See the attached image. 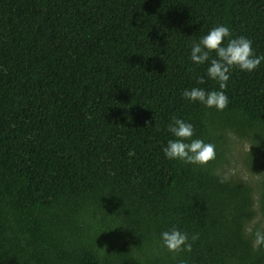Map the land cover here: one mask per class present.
<instances>
[{
	"label": "trees",
	"instance_id": "obj_1",
	"mask_svg": "<svg viewBox=\"0 0 264 264\" xmlns=\"http://www.w3.org/2000/svg\"><path fill=\"white\" fill-rule=\"evenodd\" d=\"M218 24L264 55V0H0V264H264V61L223 110L182 97L218 88L189 58ZM174 117L213 160L164 157Z\"/></svg>",
	"mask_w": 264,
	"mask_h": 264
},
{
	"label": "clouds",
	"instance_id": "obj_2",
	"mask_svg": "<svg viewBox=\"0 0 264 264\" xmlns=\"http://www.w3.org/2000/svg\"><path fill=\"white\" fill-rule=\"evenodd\" d=\"M211 53H214V57L210 55ZM189 58L194 65H204L207 62L205 75L215 81L218 88L213 90L201 87L186 88L182 92V97L189 102H196L205 108H215L218 111L223 110L229 103V98L223 90L229 81L230 71L236 68L251 73L264 61V55L255 54L250 39L245 36H233L225 24L212 27L207 34L194 41ZM196 83L203 84L204 77L198 76ZM167 131L173 139L167 140L161 149L165 158L190 165H205L215 158V146L212 143L193 138L191 123L174 117L167 125ZM245 232L252 235L253 247L264 249V227H257L253 231L249 226ZM196 239L197 233L189 235L176 227L160 233V243L170 252L191 251V242Z\"/></svg>",
	"mask_w": 264,
	"mask_h": 264
},
{
	"label": "rangeland",
	"instance_id": "obj_3",
	"mask_svg": "<svg viewBox=\"0 0 264 264\" xmlns=\"http://www.w3.org/2000/svg\"><path fill=\"white\" fill-rule=\"evenodd\" d=\"M232 153L235 157H240L243 156L242 154L245 153V151L248 150V144L246 142H232ZM239 158V159H240ZM230 173V174H239V177L242 180H252V178L249 176V174L247 173L245 167L242 165L241 163V159L240 162H230V165L226 168Z\"/></svg>",
	"mask_w": 264,
	"mask_h": 264
}]
</instances>
